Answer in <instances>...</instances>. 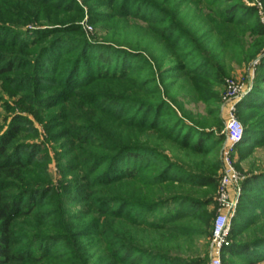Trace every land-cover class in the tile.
I'll list each match as a JSON object with an SVG mask.
<instances>
[{
	"label": "rangeland",
	"instance_id": "374dc122",
	"mask_svg": "<svg viewBox=\"0 0 264 264\" xmlns=\"http://www.w3.org/2000/svg\"><path fill=\"white\" fill-rule=\"evenodd\" d=\"M73 1L77 2L75 10H79V13L68 9ZM139 1L141 0H0V66L11 60L15 62V66H17L15 68H23L24 62L18 59L31 54L32 49L37 46V43L32 45L33 41L49 31H52V35L48 41H54L52 43L54 47L56 45L61 51L71 47L87 51L82 67L77 72L70 71L69 73L70 67L73 69L71 55L63 57L58 65L54 61L48 64V61H43L42 67L55 65L59 72L56 75L47 74L46 80L37 81L38 89L35 90V93H25L23 90L20 93L18 91L21 84L31 86L17 81L24 73L0 72V134L7 130L14 118L23 116L29 119L24 123L27 128L21 133L18 142L32 146L43 144V151L38 156L50 159L49 170L54 182L57 185L60 182H69V187L63 189L61 197L58 196V198L63 200L64 208L67 210L69 225L67 230H70V242L79 248L83 245L85 248L88 247L87 250H92L95 257L93 264L116 263L112 258L108 241L112 233H115L118 238L125 235V238L130 242L133 241L143 247L156 249L168 256L202 259L206 261L205 264H211V240L214 223L220 213H226L225 210H219V196L220 184L226 174L225 150L229 144L227 140L228 122L232 116H235L242 124L244 133L247 129L246 124L257 126L260 124L258 118L261 123L264 122V114H258L259 112L254 109H240L239 106L242 99L253 88L257 62L254 61L251 66L243 59V55L237 56L228 51L229 49L224 51L221 48L222 42L217 39L213 43H208V50L218 62H221L225 83L219 84L212 80V74L205 73L206 70H203L205 75L202 77V82L189 79L184 75V72L171 71L170 68L175 64L176 55L182 58L179 64L185 66L189 71L195 70V64L201 66L203 63L197 55L195 56L191 52L185 53L182 48L176 45L179 40L170 42L169 37L162 30V12L158 10V7L141 8L137 5ZM154 2L162 8L170 9L187 33L193 37L200 39L209 28L206 23L201 21L202 14L212 16V12L207 6L200 10L189 0H177L176 4L178 5L172 9L165 0H154ZM244 2L248 6L258 8L264 23V0H244ZM97 8L101 15L96 20H90L95 17V15H91L92 10ZM180 38L181 36L178 39ZM183 42V48L186 47L189 51L193 45H188L186 39ZM261 43L258 42L257 35L245 37L244 49L247 52L251 51L248 57L253 53L255 46H259ZM42 47L43 45L36 47L34 52ZM100 52L107 58L105 65L107 78L89 80L90 82L83 87L75 88L74 95L53 83L62 79L67 73L72 77L79 73V78L87 81L88 75L93 76L97 74V71L85 74L83 69L87 66L97 68L101 63ZM158 62L162 64V67L158 65ZM142 68L147 69L143 70ZM195 75L197 74L195 73ZM230 81H236L239 90L242 88L243 98L241 100L233 99L228 94L227 84ZM34 94L38 95L41 100L47 99L46 103L52 104L54 107L50 110L43 109L33 100ZM129 96L134 100L123 102L119 99ZM138 98L152 103L159 100L169 102L171 107L176 110V113L172 114L185 119L188 124L204 127L206 130L216 131L217 135L226 136L222 144L203 155L182 149L161 135L149 134L146 131L141 136L143 146H149L160 152L180 168V170L174 168L173 174L183 176L185 179L191 178L194 181H205L206 178L198 176L197 173L203 165L202 170L215 177L213 184L203 187H195L192 183L180 184V193L185 198L201 200L202 207H197L194 203L171 202L159 210L152 211L154 217L151 219L157 221L167 217L169 212L193 209L194 218L183 221L186 226L200 230L192 238L175 239L171 235H164L161 231L152 232L132 227L124 219L116 221L108 219L101 215L96 201L97 195L90 193V190L94 189L86 188L88 193H80L77 190V182L75 189H72L73 183L76 179L82 178L83 173L75 172L68 176L62 173L63 166L67 163L60 161L62 155L68 154L69 158L76 157L79 161L80 158H86L84 154L89 151L86 145L81 146L80 143L69 142L66 131L74 128L88 130L90 127L92 130L101 132L110 130L117 133L120 127L114 118L119 116L127 118V114L131 111L133 113L128 117L129 120L144 121L147 115H143V106L134 103ZM214 98L218 100L217 104H211ZM209 109L218 112L219 121L214 119V115L209 113ZM165 110H170V108L166 107ZM253 115H257V118L251 119L248 123L250 116ZM69 126L72 129H69ZM92 130L90 132H94ZM93 138L97 140L95 138H98V135L94 133ZM249 140L252 144L254 143L253 136H244L238 146H245ZM95 144H98V140ZM26 152H28V148ZM232 161L240 177V180L232 184L228 190L230 199L234 201L240 188L242 197V186L249 175L264 169V145L256 146L250 151H247V148H236L232 154ZM42 164L40 163L39 166ZM185 167L190 171L184 169ZM58 200H51L47 206H42V212L59 209L61 202ZM240 203L241 201H239L235 214H232V232L229 236L231 243L235 239L233 230H236L238 220L235 221V226L233 225L234 220L238 219ZM247 214L257 220L247 222L249 228L243 236L254 238L264 235V215L256 216L253 211ZM207 220L209 225L205 223ZM27 221L31 222L32 228L40 226V229H45L47 227V225L39 223L37 219L30 220L24 217L20 221L21 225H17V231L34 234L36 232L34 229H28L23 225ZM126 231L129 233L126 234ZM16 236L18 239L21 237L19 234ZM22 242L24 245L30 244V241L24 239ZM121 254L122 256H141L145 262L167 263L163 257L157 255L147 256L129 250H125ZM226 256L227 250H224L223 257ZM225 262L244 264L240 260L229 258L223 259V264ZM117 264L122 263L117 262ZM169 264L176 263L170 262Z\"/></svg>",
	"mask_w": 264,
	"mask_h": 264
},
{
	"label": "trees",
	"instance_id": "16d2710c",
	"mask_svg": "<svg viewBox=\"0 0 264 264\" xmlns=\"http://www.w3.org/2000/svg\"><path fill=\"white\" fill-rule=\"evenodd\" d=\"M165 1L172 9L178 5L176 4L177 0ZM189 1L200 10L207 6L212 12V16L201 15L202 23H206L209 28L206 29L200 39L189 35L173 12L170 9L162 8L154 0H141L137 4L141 8L146 6L149 8L158 7V10L162 12V30L167 34L170 42L179 40L176 45L182 48L185 53L191 52L193 55H197L203 63L201 66L195 64V70L189 71L185 66L179 64L182 58L176 55L175 64L173 67L171 66L170 70L184 72L186 77L198 82H202V77L205 75L203 70H206L205 73L212 74V80L219 84L225 83L221 62H218L208 50V43H213L219 39L224 51L229 49L228 51L237 56L243 55V59L249 65L253 64L254 61L257 62L253 88L243 98L244 100L242 99L239 106L240 109H254L259 112L258 114H264V23L258 8L246 5L244 0ZM76 6L77 2L73 1L68 9L79 13V10H75ZM98 11V8L92 10L91 15H95V17L90 18V20L99 18L101 14ZM51 33L52 31H49L42 37L35 39L32 45L37 43V46L32 49L31 54L18 59L24 62L23 68H15L17 66L11 60L1 64V73H24L17 81L31 86L21 84L18 90L20 93L21 90L25 93H35V90L38 89L37 81L46 80L47 74H58V67L55 65L42 67L45 60L48 61L47 64L54 61L58 65L63 57L71 55L73 57L71 61L73 69L70 67L69 73L81 69L87 51L75 47L61 51L56 45L54 47L52 44L54 41H48L51 38ZM247 35H257L258 42H262L259 46H255L249 57L248 54L251 51L247 52L244 49ZM179 36H181L180 39H178ZM184 39L188 41V45H193L189 51L186 47L183 48ZM41 45L43 47L34 52L36 47ZM100 59L101 63L97 68L87 66L83 69L85 74L97 71V74L93 76L88 75L87 81L81 80L79 73L74 77L67 73L62 79L53 83L74 95L75 88H81L93 79L108 77L105 69L107 58L102 53ZM97 63L99 64V61ZM158 65L162 67L159 62ZM191 75L193 77H190ZM38 97L34 94L32 98L43 109L50 110L54 107V105L46 103L47 99L41 100ZM119 99L123 102L134 100L131 96ZM217 101L214 98L211 104H217ZM134 103L143 106V115H147L146 120L141 122L129 120L128 117L132 115V111L127 114V118L120 116L114 118L120 127L117 133L110 130H108L109 132L107 130L101 132L92 130L90 127L88 130L74 128L66 131L69 142L80 143L81 146L86 145L89 151L84 154L86 158H80L79 161L76 157L69 158L68 154L62 155L60 161L67 162L63 166L62 173L65 176L75 172L83 173L82 178L76 179L73 183L72 189H75L76 182L78 183L77 190L80 193H88L86 188L94 189L90 190V193L97 195L96 201L102 216L113 221L124 219L132 227L152 232L161 231L164 235H171L175 239L180 237L192 238L200 230L186 226L183 221L194 218L193 209L187 208L182 212H169L167 217L157 221L151 219L154 217L152 211L159 210L171 202L194 203L197 207L201 206V200L185 198L180 193V184L192 183L195 187H203L213 184L215 177L205 173L202 170L203 165L197 173L198 176L206 178L205 181H194L191 178L185 179L183 176L173 174V169L178 168V166L160 152L149 146H143L141 136L146 131L149 134L161 135L180 148L201 155L222 144L226 136L217 135L216 131L206 130L204 127L188 124L185 119L172 114L176 113V110L171 107L169 102L159 100L152 103L138 98ZM93 104L95 105V103ZM166 107H169L170 110H165ZM210 109L209 113L219 121L218 112ZM253 118H257V115L250 116L248 123ZM13 120L7 130L0 134V264H93L95 257L92 250H87L88 247L85 248L83 245L79 248L70 242V230H67L69 228L67 210L64 208L63 200L58 198V196L61 197L63 189L69 187V182H60L59 185L54 182L49 170L50 159L38 156L43 151V144L32 146L18 142L21 133L27 128L24 123L28 122L29 119L18 116ZM258 121L260 124L264 123L263 121L261 123L260 118ZM260 124L257 126L246 124L247 129L244 136H253L254 143L252 144L249 140L245 146H238L237 149L247 148V151H250L256 146L264 145V125L260 126ZM69 129L72 128L69 126ZM90 130L94 132H90ZM94 133L98 135V138H95L98 140V144H95L97 140L93 138ZM134 134L136 136H133ZM250 144L252 146H249ZM27 148L28 152H26ZM168 160L169 162H167ZM40 163L43 164L39 166ZM178 169L180 170V168ZM184 169L190 171L186 167ZM186 170L183 171L186 172ZM55 199H59L58 201L61 202L60 208L42 212L41 207L47 206L49 201ZM240 201L241 208L239 207L238 219L234 220L233 225L235 226V221L238 220L237 228L233 230L235 239L228 248L225 258L240 260L244 264L264 263V235L254 238L243 236L249 228L247 222L257 220V218L248 216L247 213L253 211L256 216L264 215V169L250 174L244 181ZM181 207L184 208V206ZM40 213L41 215H39ZM24 217L30 220L37 219L39 223L47 225V227L45 229H40V226L32 228L31 222L27 221L23 225L28 229H34L36 232L30 234L17 231L16 227L21 225L20 221ZM205 223L209 225L208 220ZM127 233L129 232L126 231ZM16 234H19L20 238L30 241V244L24 245L22 239H18ZM108 241L113 257L110 256L116 261V263L111 264H117V262L122 264H156L152 261L145 262L141 256H122L121 253L125 250L140 252L147 256L163 257L167 261L166 264L170 262L176 264L206 263L202 259L168 256L156 249L143 247L133 241L130 242L125 238V235L118 238L115 233H112ZM119 250L121 251L119 252ZM225 258L223 259L225 260ZM225 264L229 263L225 262Z\"/></svg>",
	"mask_w": 264,
	"mask_h": 264
},
{
	"label": "built area",
	"instance_id": "2783aa9c",
	"mask_svg": "<svg viewBox=\"0 0 264 264\" xmlns=\"http://www.w3.org/2000/svg\"><path fill=\"white\" fill-rule=\"evenodd\" d=\"M227 87L228 94L233 97V99L238 98L239 101L243 98V92H241L242 88L239 90L236 81H230L227 84ZM227 129V140L229 141V144L228 148L225 150L226 174L220 184L219 196V210H225L226 213H220L214 223L211 240V264H223V252L224 250H228L232 245L231 241H229V236L232 232V216L238 209L241 197V188L234 201L230 199L228 190L232 184H235L240 180L232 161V154L238 144L243 140L244 130L242 124L235 116H232L229 120Z\"/></svg>",
	"mask_w": 264,
	"mask_h": 264
}]
</instances>
